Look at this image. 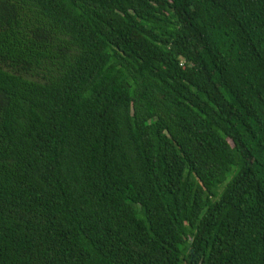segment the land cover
Listing matches in <instances>:
<instances>
[{"label": "trees", "instance_id": "trees-1", "mask_svg": "<svg viewBox=\"0 0 264 264\" xmlns=\"http://www.w3.org/2000/svg\"><path fill=\"white\" fill-rule=\"evenodd\" d=\"M0 264H264V0H0Z\"/></svg>", "mask_w": 264, "mask_h": 264}]
</instances>
